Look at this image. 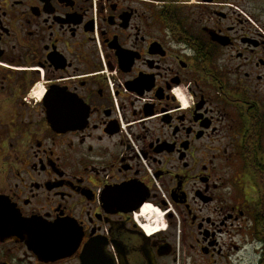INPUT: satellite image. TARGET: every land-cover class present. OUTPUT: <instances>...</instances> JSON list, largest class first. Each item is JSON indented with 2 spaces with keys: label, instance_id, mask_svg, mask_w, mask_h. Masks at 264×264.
<instances>
[{
  "label": "flooded vegetation",
  "instance_id": "obj_1",
  "mask_svg": "<svg viewBox=\"0 0 264 264\" xmlns=\"http://www.w3.org/2000/svg\"><path fill=\"white\" fill-rule=\"evenodd\" d=\"M0 264H264V0H0Z\"/></svg>",
  "mask_w": 264,
  "mask_h": 264
},
{
  "label": "water",
  "instance_id": "obj_2",
  "mask_svg": "<svg viewBox=\"0 0 264 264\" xmlns=\"http://www.w3.org/2000/svg\"><path fill=\"white\" fill-rule=\"evenodd\" d=\"M22 238H26V237H23V236H22ZM38 239L40 240L41 238L39 237ZM39 244H40V243H39ZM40 254H45V253H43V251H41Z\"/></svg>",
  "mask_w": 264,
  "mask_h": 264
},
{
  "label": "bare ground",
  "instance_id": "obj_3",
  "mask_svg": "<svg viewBox=\"0 0 264 264\" xmlns=\"http://www.w3.org/2000/svg\"><path fill=\"white\" fill-rule=\"evenodd\" d=\"M153 219V218H152ZM154 224V223H153ZM155 228L153 225L151 226V229Z\"/></svg>",
  "mask_w": 264,
  "mask_h": 264
},
{
  "label": "rangeland",
  "instance_id": "obj_4",
  "mask_svg": "<svg viewBox=\"0 0 264 264\" xmlns=\"http://www.w3.org/2000/svg\"><path fill=\"white\" fill-rule=\"evenodd\" d=\"M246 261H247V259H246Z\"/></svg>",
  "mask_w": 264,
  "mask_h": 264
}]
</instances>
